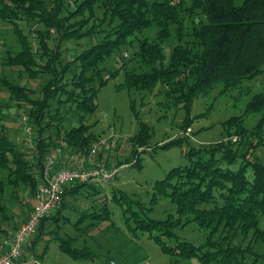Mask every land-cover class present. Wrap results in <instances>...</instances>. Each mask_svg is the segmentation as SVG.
I'll use <instances>...</instances> for the list:
<instances>
[{
  "label": "trees",
  "instance_id": "obj_1",
  "mask_svg": "<svg viewBox=\"0 0 264 264\" xmlns=\"http://www.w3.org/2000/svg\"><path fill=\"white\" fill-rule=\"evenodd\" d=\"M92 1L76 0L71 10L62 13V0H52L48 7L43 0H0V19L11 24L10 29L19 47L13 54L7 55L6 63L18 67L27 77L46 75L39 87L38 96L34 95L29 86L7 80L3 76L0 78V83L8 93L6 100H0V169L8 173L0 178V214L5 219L8 218L4 215L5 210L13 204L12 201L19 205L22 202L15 190L16 185L22 183L27 186L32 198L35 185L42 175L44 157L51 148H60L54 157V168L63 164L73 165L70 164L71 157L74 159L75 155L80 156L81 160L85 159L92 142L97 138L88 130L89 126L82 118L95 110V96L99 87L109 78L115 77L120 70L121 79L114 84L116 88H125L127 91L149 90L158 84L162 95V100L158 103L168 108H181L182 120L186 122L196 96L213 86H218L220 94L231 90L239 91L243 81L264 66V0H200L204 20L198 21L189 31L192 41L196 40L198 46L191 44L186 48L177 42L166 53L165 62L162 41L167 34V25H181L176 15V5H170L166 0H149L145 4V16L140 12V7L144 6L141 0H109L111 4L106 3L105 9L120 20L119 26L113 29L115 38L96 40L71 59L63 61L61 53L65 45L62 42L80 36L75 34L76 29H79L76 25L80 21L70 22L68 18L79 14L85 6L90 14L88 4H92ZM112 5L113 8H110ZM27 21L41 24L40 30H35L37 40L34 49L28 37L18 35L13 27L17 25L22 30L20 25ZM149 23H154L157 27L155 39L140 44L138 50L133 51L130 56V59L137 57L144 63L145 70L140 66H127L128 60H121L103 76L100 68H97L103 55L110 48L117 49L126 34ZM48 38L51 42L46 40ZM70 64L78 68L67 77ZM11 98L16 106L25 109L26 117L33 125L34 135L28 138L30 142L27 145L18 143L12 134V128L4 122L3 108L10 106L8 101ZM132 103L131 99L130 107L133 108ZM243 110L254 113L260 111V116L251 128L239 124V119L235 118L238 122L232 121V124L239 125L234 130L237 141L235 147H240L236 156L232 155L231 148H225L220 142L212 147L192 146L189 148L191 151L185 153L188 163L170 167L164 177L156 179L152 184V189L168 196L178 214L190 213L197 225L208 230L206 238L200 244L179 237L172 238L168 220L150 217L143 211L131 208L132 199L123 193L122 197L130 206L135 227L148 232L162 252L185 259L195 257L200 264H264L257 258H246L245 251L230 244L235 221H238L244 236L251 230V239L264 242V219L261 224L258 222L261 216L264 218V165L235 160L258 146L264 148V92L252 94ZM67 112L70 123L63 125ZM50 126L53 127L52 132L48 131ZM150 135V126L138 119L137 131L127 138L131 152L135 153V146L147 143ZM181 141L178 137L172 138L163 141V145L178 144ZM107 151L98 150L95 157L105 156ZM104 164L113 166L106 162ZM118 164L119 160L115 166ZM247 168L249 169L245 172ZM8 184H12L14 189L2 192ZM99 187V184L89 181L74 182L63 187L59 204L38 220L30 234V249L42 238L45 240L40 253H35L32 249L35 255L42 256L47 243L55 240L57 248L73 259L89 260L97 256L84 245H72L75 240L73 236L62 239L57 235V224L59 221L67 222L74 229L86 233L85 225L83 229L77 226L79 219L86 217L84 210L77 213L73 220L59 213L66 195L81 190L87 196L89 188L97 193ZM25 208L31 209L29 206ZM104 215L98 209L92 214V218H106ZM26 216L27 212L23 219ZM47 223H53L55 228L45 230ZM219 226L226 232L217 242L209 240L210 233H214ZM12 227L16 226L13 224ZM162 235L171 239L165 243ZM14 264L20 263L16 260Z\"/></svg>",
  "mask_w": 264,
  "mask_h": 264
},
{
  "label": "rangeland",
  "instance_id": "obj_2",
  "mask_svg": "<svg viewBox=\"0 0 264 264\" xmlns=\"http://www.w3.org/2000/svg\"><path fill=\"white\" fill-rule=\"evenodd\" d=\"M43 1L46 7L52 4V0ZM73 1L62 0L61 12L71 10L76 0ZM166 1L170 5H176V15L181 25L176 26L173 23L167 25V34L162 41L163 62L166 61L165 56L171 49L170 47L177 42L186 48L190 47L191 44L196 47V40L192 41L193 37L189 31L198 21L204 20V13L199 6L200 0ZM106 3L111 4L109 0H93L92 4H88L91 9L90 14L85 6L79 14L68 18L70 22L77 20L76 23H78L80 21L76 25L79 29H76L77 32H75L80 36L62 42L65 45L61 53L63 61L71 59L74 54L96 40L115 38L116 34L113 29L119 26L120 20L105 9ZM147 3L149 0H141V4L144 6L140 7V12L145 16H147V9H145ZM110 8H113V5ZM10 26V23L0 19V78L3 76L7 80L29 86L33 89L34 95L38 96L39 87L46 75L27 77L24 71L6 63L7 55L13 54L19 48ZM20 26L22 30L17 25L13 26L17 34L26 35L32 49L36 48L37 32L35 30H40L41 24L27 21ZM156 31L157 27L154 26V23H149L126 34L122 43L117 45L118 48L114 50L110 48V51L104 54L102 60L97 63V68H100L101 74L106 76L107 71L115 68L121 60H128L127 66L137 68L140 66L145 70L144 63L139 61L137 57L130 59V56H132L133 51L138 50L143 42L153 41ZM46 40L51 42L50 38ZM77 68L76 65L70 64V72H67L66 76L69 77L70 73ZM120 72L121 70L115 77L109 78L99 87L95 96V110L85 114L82 118L83 122L89 126L88 130H91L97 139L103 138L106 143V146L96 150H108L106 155L95 157V160H103L116 167L117 170L114 176L106 182L97 183L100 185V190L97 193L94 189L89 188L87 196L81 190L66 195L59 215L68 216L70 220H73L77 213L84 210L86 217L80 218L77 226L83 229L85 225L86 233L74 229L67 222L59 221L57 224L59 227L57 235L63 237L62 239L66 240L73 236L75 240L72 245H84L97 256L89 260L73 259L57 248L55 240L49 241L45 251L42 252V256H38L32 252V249L35 253H40L43 250L45 240L42 238L34 245V248L30 249L32 241L30 236L21 246L20 256L17 260L20 264H200L195 257L185 259L162 252L148 232L135 227L130 206L125 203L122 195L124 193L132 199L131 208L133 207L139 212L143 211L145 215L150 217L168 220L172 238L179 237L194 244H200L206 238L205 235L208 230L197 225L192 220L190 213L178 214L168 196L164 192L160 193L152 189V184L156 179L164 177L170 167L188 163L185 153L191 151L189 148L192 146L212 147L215 143L220 142L225 148H231L233 150L232 155L236 156L240 147H235L237 141L234 130L239 125L232 124V121L239 119V124L251 128L260 116V111L254 113L249 110L244 111L243 108L252 94L264 92V66L255 75L244 80L239 91L231 90L220 94L218 93V86H213L205 93L196 96L192 101L186 122L182 120L183 111L181 108H168L158 103L162 100L158 84L149 90L131 89L127 91L125 88H116L114 84L121 79ZM6 98H8V93L0 83V100L4 101ZM131 99L133 108L130 107ZM13 100V98L9 99L10 106L3 108L4 122L12 128V134L18 143L22 142L27 145L30 142L28 138L34 135L33 125L28 119L24 122L21 116L26 117L25 109L16 106ZM70 107L73 108L72 105ZM75 113L78 112L75 111ZM68 117L69 113L67 112L63 118V125L70 123ZM138 119L150 126L151 135L147 143L135 146L134 153L131 152V145L127 138L137 131ZM236 121L238 122V120ZM22 125H29V130H23ZM52 130L53 127L50 126L48 131L52 132ZM177 137L182 139L180 143L163 145V141ZM235 150H237L236 153ZM101 152L105 153L103 150ZM71 158L73 159V157ZM117 160H119V164L115 166ZM235 160L243 161V163L258 162L264 165V148L258 146L247 155H239ZM78 162H82V160L80 156L75 155L74 163L77 164ZM248 169H245V172ZM5 174H8L7 171L0 169V178ZM179 178L180 176L177 181ZM172 179L174 180V178ZM12 186V184H8L2 192L14 189ZM15 190L23 206L12 201L13 204L6 208L4 214L8 218L5 219L0 214V243L12 234L10 229L14 228L12 227L13 224L17 226L26 212H29V208L25 207L32 206V198H30L27 186L19 183ZM0 203H2L1 199ZM98 209L105 214L106 218H92V214L94 215ZM22 214L23 217L18 218ZM263 219L261 216L258 222L261 224ZM91 222L92 224H90ZM234 224L235 230L230 237V244L238 247L240 251H245L246 258H257L264 262V242L251 239V230L244 236L238 221H235ZM221 227L219 226L214 233H210L209 240L217 242L221 239V235L226 232L225 229L221 230ZM54 228L53 223L45 225L47 231ZM50 234L53 236L52 231ZM161 238L165 243L171 239L163 235Z\"/></svg>",
  "mask_w": 264,
  "mask_h": 264
},
{
  "label": "built area",
  "instance_id": "obj_3",
  "mask_svg": "<svg viewBox=\"0 0 264 264\" xmlns=\"http://www.w3.org/2000/svg\"><path fill=\"white\" fill-rule=\"evenodd\" d=\"M21 118L26 122L27 117L22 115ZM22 129L29 130V125H22ZM102 146H106L105 140L98 138L92 142L82 162L57 168L53 166L54 157L60 148L56 146L47 152L43 160L42 175L32 195L31 209L8 239L0 243V264H11L19 259L23 242L34 231L38 220L59 204L65 185L79 181L104 183L114 176L116 167H107L103 160H95V152Z\"/></svg>",
  "mask_w": 264,
  "mask_h": 264
},
{
  "label": "crops",
  "instance_id": "obj_4",
  "mask_svg": "<svg viewBox=\"0 0 264 264\" xmlns=\"http://www.w3.org/2000/svg\"><path fill=\"white\" fill-rule=\"evenodd\" d=\"M70 164H74V159H72V161H71ZM32 203H33V201H32ZM25 212H26V211H25ZM24 214H25V213H24ZM21 217H23V214L20 215L18 218H21ZM18 221H19V220H18ZM14 228H15V227H14ZM14 228H13V229H10V232H11V233L13 232Z\"/></svg>",
  "mask_w": 264,
  "mask_h": 264
}]
</instances>
